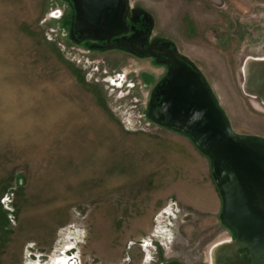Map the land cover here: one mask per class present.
<instances>
[{"label": "rangeland", "instance_id": "374dc122", "mask_svg": "<svg viewBox=\"0 0 264 264\" xmlns=\"http://www.w3.org/2000/svg\"><path fill=\"white\" fill-rule=\"evenodd\" d=\"M129 4L192 60L236 133L264 138V102L244 89L264 59V0ZM73 13L0 0V264H210L233 235L209 161L145 115L165 67L73 43Z\"/></svg>", "mask_w": 264, "mask_h": 264}, {"label": "water", "instance_id": "95a60500", "mask_svg": "<svg viewBox=\"0 0 264 264\" xmlns=\"http://www.w3.org/2000/svg\"><path fill=\"white\" fill-rule=\"evenodd\" d=\"M69 1L74 32L81 40L103 42L98 48L116 47L137 56L157 54L156 62L167 66L145 115L160 127L186 136L209 161L221 199L219 219L233 235L229 242L213 249L210 264H264V138L232 129L202 73L172 42L164 40L143 49L153 26L147 11L130 7L129 0ZM130 13L142 15L149 28L126 39ZM254 63L258 67L249 77L245 73L244 89L264 102V61Z\"/></svg>", "mask_w": 264, "mask_h": 264}, {"label": "flooded vegetation", "instance_id": "af4514ba", "mask_svg": "<svg viewBox=\"0 0 264 264\" xmlns=\"http://www.w3.org/2000/svg\"><path fill=\"white\" fill-rule=\"evenodd\" d=\"M134 18V22L131 21V19ZM127 24H128V27H129V30L126 34H124V37L129 38L132 34L135 33V35H140L142 34L143 31H145L148 27V24L142 19V15H140L139 17H135L132 15V13H130L129 17L127 18ZM71 32L73 34H71ZM122 36H120L119 38H121ZM69 39L70 41H72L73 43L75 44H82V45H86L88 48L92 49V50H98V51H106L105 49L103 48H98L99 46H101L103 44V42H98V41H90V40H81L78 35L74 32V28H73V21H70L69 23ZM113 41V39H112ZM164 40L162 39H158L156 37H153L152 36V28H149L148 30V33L146 35V43L145 45L143 46V49H148L149 47H154V44L157 43V42H162ZM166 41V40H165ZM171 48V46L169 47ZM110 50H117V51H121V52H125L129 55H132V56H135V57H138V58H149V59H152L153 61H155L156 64H159V65H162L165 67L166 71H165V74L155 83V85L153 86V88L151 89L150 91V94H149V100H148V105H147V110H148V106H149V102H150V99H151V95L153 93V90L155 88V86L165 77L166 73H167V66L163 63H158L156 62L155 60V57L157 54H150V53H147L143 56H137V55H134L132 53H129L127 52L125 49H119V48H112ZM159 60L162 61L164 60L163 57H159ZM264 61V59H262ZM256 65V63H252V64H249L246 68V72L247 70H252ZM255 98H258V97H255ZM156 98H155V104H156Z\"/></svg>", "mask_w": 264, "mask_h": 264}, {"label": "crops", "instance_id": "0c3cea01", "mask_svg": "<svg viewBox=\"0 0 264 264\" xmlns=\"http://www.w3.org/2000/svg\"><path fill=\"white\" fill-rule=\"evenodd\" d=\"M165 132L167 134H170L172 137L174 138H177V142L180 143V145L182 144V146H184V148H186V152L187 153H190V154H196V156L198 157V159H202L203 161L207 160V158L202 155L195 147L194 145L190 142V140L184 136V135H181L179 133H176V132H173L169 129H166ZM166 145L169 146V147H172V146H175V143L174 141L170 142L169 139H167L166 141ZM203 164V162H202Z\"/></svg>", "mask_w": 264, "mask_h": 264}, {"label": "bare ground", "instance_id": "6f19581e", "mask_svg": "<svg viewBox=\"0 0 264 264\" xmlns=\"http://www.w3.org/2000/svg\"><path fill=\"white\" fill-rule=\"evenodd\" d=\"M257 67L258 65H256L252 70H247V72L245 71V73L247 74V77H249L250 73H252L255 70V68L257 69ZM250 91L253 92L254 94H258L256 88H253V89L251 88Z\"/></svg>", "mask_w": 264, "mask_h": 264}]
</instances>
